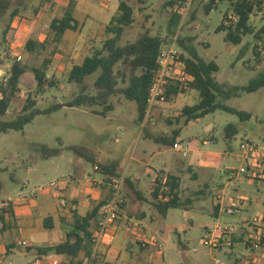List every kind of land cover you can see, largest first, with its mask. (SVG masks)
Masks as SVG:
<instances>
[{
	"label": "rangeland",
	"instance_id": "obj_1",
	"mask_svg": "<svg viewBox=\"0 0 264 264\" xmlns=\"http://www.w3.org/2000/svg\"><path fill=\"white\" fill-rule=\"evenodd\" d=\"M13 1L10 10L0 20V86L4 87L14 62L24 65L25 71L20 77L17 93L10 97L6 112L0 115L4 119L14 118L22 112L28 100H33L35 107L44 109L54 103H66L78 93V85L67 80L68 71L85 55L99 49L112 35L106 27L118 12L121 0ZM72 1L75 4L72 13L74 26L66 29L56 41L50 23L53 18L63 16ZM124 1L132 9V21L124 28L119 40L121 44L134 40L144 31L160 36L166 34V22L174 9L171 0ZM235 1L192 0L183 9L185 15L176 32L178 36L191 37L197 52L205 60L215 61L218 66L215 78L226 86L246 85L264 71V38L263 35L258 37L264 24V12L260 8L264 0H250L255 4L248 20L251 32L242 35L240 43L227 42L225 32L216 31L222 21L225 26L236 21ZM13 9L15 15L10 16ZM28 39L35 42L30 52L25 47ZM46 58L50 60L46 69L48 81L40 89L32 69L41 66ZM96 74L85 77L86 93H94L92 83ZM177 91L166 102H156L141 123L136 102L116 93L108 99L112 109L106 110L103 105L62 106L35 115L20 130L0 133V210L7 206V203L2 205L7 199H13L17 194L26 196L29 203L42 195H52L55 190L49 188L50 182L67 180L70 175L76 179H88V182L100 179L102 173L93 167L95 159L103 163L117 162L119 173L115 176L124 174L125 179L139 177L140 181L135 185L143 190L154 170L166 169L164 162L167 165L173 162L172 168L159 171L161 181L157 195L162 197L163 193H168L166 175L172 174L179 178L180 199L190 198L192 202L188 208H169L165 216L153 204L146 203L147 216L140 221L148 236L156 239L157 245L149 252L150 262L145 264H233L238 251L246 250L243 244L236 243L231 249L225 242L222 245L219 238L218 246L211 248L203 243V237L206 236L205 227L231 226L236 231L241 225L240 218L244 214L240 209L233 214L223 210L214 214L212 205L218 195L222 196L226 207L231 198L240 193L238 191L248 187V180L243 176L233 180V172L240 166L241 140L264 143V86L230 98L217 97V101L249 113L246 119L221 109L197 119L187 117L182 112L183 107L196 103L199 94L190 88ZM227 124H233L237 129L231 136L225 135ZM147 131L156 137L177 134L174 140L187 146L186 156L174 151L171 144L154 141L148 137ZM43 144L59 149L60 154L42 159L40 146ZM69 145L82 146L94 160L79 156L68 148ZM43 186L47 188L41 189ZM123 192L125 201L128 195L135 198L126 182ZM145 194L146 199L153 198V191ZM54 201L58 204L60 198ZM24 239L29 241L27 237ZM134 247L138 250L137 243ZM37 260L33 252L17 253L11 264H36Z\"/></svg>",
	"mask_w": 264,
	"mask_h": 264
},
{
	"label": "trees",
	"instance_id": "obj_2",
	"mask_svg": "<svg viewBox=\"0 0 264 264\" xmlns=\"http://www.w3.org/2000/svg\"><path fill=\"white\" fill-rule=\"evenodd\" d=\"M187 0H171L174 4V9L171 12L165 26L166 34L160 36L151 34L148 31L140 33L134 40L121 44L119 42L124 28L132 21V9L126 1L121 0L118 4V12L110 19V24L106 29L112 35L105 39L99 49L94 50L91 54L84 56L80 63L74 64L68 71L67 80L73 82L79 87V91L66 103H54L47 108L39 109L34 106L33 100H28L22 112L18 113L14 118H0V133L8 130H20L25 124L30 122L33 117L40 113H49L62 106H83V105H103L104 109H111L112 106L108 103V99L116 94L121 93L126 99L133 100L137 105L138 119L141 120L145 115V102L147 97V88L151 77V69L154 67L156 57L158 55L161 43L172 34H175L179 29V24L182 18V9ZM21 2V0H18ZM14 4L13 0H0V20L10 10ZM74 1L70 2L65 9V14L60 18H53L50 23V30L53 34V39L59 41L66 29L74 26V17L72 15L74 9ZM255 4L250 0H237L233 3V10L237 16L233 24L225 26L222 21L216 28V31H224V40L233 44H238L241 41L242 35L251 32L248 24L249 16L253 11ZM15 15L14 9L10 11V16ZM5 31L3 32V34ZM258 37L264 38V24L258 31ZM178 45L182 50L180 58L184 62V69L192 75V80L189 82V88L195 89L199 94V100L193 105H186L182 112L187 117L198 118L202 115L212 112L215 109H221L229 112H235L240 119L249 117V113L236 110L228 105L217 101L218 96L230 98L237 96L240 92H252L259 87L264 86V71L257 76L251 78L246 85L226 86L219 82L214 73L218 70V66L213 60H205L198 52L192 42L191 37L178 36ZM35 42L28 39L25 47L28 52L32 51ZM50 64L48 58L44 59L41 66L32 69L34 78L38 88L42 89L46 79V69ZM25 71V66L19 62L12 64L10 75L3 86H0V115L6 112L10 97L15 95L19 89V82L22 73ZM94 72H97L93 80L92 86L95 89L93 94L86 93L85 77ZM172 93V89L169 90ZM102 113V112H101ZM237 131L233 124L225 126V135L231 136ZM156 137L150 136L154 141H162L166 144H172L174 137ZM69 149L76 154L84 157L86 160H92L82 146L69 145ZM41 155L43 158L56 155L59 152L57 148H50L47 145L40 146ZM117 162H109L103 164L104 170H107L110 175H116ZM111 178H109L110 181ZM126 181L128 178L125 179ZM169 188L168 193H163L167 196L165 200L157 199L158 186L155 188V201L152 202L157 211L165 216L166 211L173 207H183L191 204L190 198L180 199L178 194L179 178L174 175H168L165 180ZM131 185V184H130ZM3 211H9L4 208ZM94 212L85 216L73 215L71 226L72 230L67 234V239L50 247L38 248L39 253H47L53 250L56 254L66 255L69 258L68 264H82L90 255L92 247V218ZM3 216L1 215L0 218ZM95 219V218H94ZM96 225V223H95ZM94 225V227H95ZM94 229V228H93ZM84 253L83 259H77L78 253ZM85 259V260H84ZM234 264H239L234 261Z\"/></svg>",
	"mask_w": 264,
	"mask_h": 264
},
{
	"label": "crops",
	"instance_id": "obj_3",
	"mask_svg": "<svg viewBox=\"0 0 264 264\" xmlns=\"http://www.w3.org/2000/svg\"><path fill=\"white\" fill-rule=\"evenodd\" d=\"M142 121L143 119L139 120V123ZM147 133L149 134L148 137L153 136L148 131ZM170 146L172 148V144ZM60 152L59 150L58 154L53 156L59 155ZM53 156L43 158L41 155V158L46 160ZM91 158L93 159V156H91ZM107 163L109 162L103 163L98 159H95L93 162L94 169L102 173L100 179H93L88 182V179H76L70 175L65 184L64 204L60 201L56 204L54 201V199L58 197L55 189V193L52 195H42L36 201L30 203L26 196H21L20 194H17L13 199H7L8 201L2 204L4 205L7 203V206L1 207L0 210V216H3L0 218V264H11V259L14 258L17 253L26 255L30 252L34 253L35 259H45L47 264H68L69 258L66 255L56 254L53 250L47 253H39L37 249L40 247H50L65 241L67 239V234L72 230L71 222L74 214L85 216L94 212L95 219L92 218L91 226L93 230L97 220L99 206L108 194L107 183L109 182V178L114 177V175H110L109 172L102 167L103 164ZM172 165L173 162L168 165L164 162L166 169L162 167L158 170H154L153 177L144 185V190L135 185L136 182L140 181L139 177H134V179L127 177L128 180H125L126 185L133 190L135 198L128 195L127 200L119 212L113 240L109 245L100 248L101 255L97 264H145V262H150L149 252L151 250L154 251L155 246L148 245L142 248L138 244L133 228H131L132 230L129 228V223L135 222L141 224V218L147 216L148 210L146 203L152 204V202L155 201L154 191L157 186L159 187L161 181L158 177L159 171H167L172 168ZM117 168L116 166V173L118 172ZM167 176L168 175H166V177ZM239 178V176H234L233 180H238ZM246 183L248 187L238 191L240 193L231 198L230 204L226 206H231L234 202L235 207L243 212L244 215L240 218L241 225H239L238 230L223 235L221 233H225L222 231L225 226H216L213 229L205 227L206 236L203 237V239L211 235L217 236L221 238V242L223 241L222 245L225 242L231 249L237 245L236 243L243 244L246 250L238 251V256L234 261H238L239 264H264V245L259 250H253L250 245L246 243L244 238L245 232L251 229L246 221L255 215L259 218L258 227L264 233V182L248 180ZM149 184H153L152 187H148ZM154 184H156V186ZM148 191H153V198L146 199L148 197L145 193ZM157 198L159 200H165L167 196L161 197L157 195ZM31 203L33 204L31 205ZM6 207L9 211L4 212L3 209ZM188 207H190V205L183 206L182 208ZM133 208L135 209L132 210ZM224 208L222 196L216 195L212 205L213 213L219 214L221 210L224 211ZM150 220H153V218L150 217ZM143 228L145 229L144 226ZM145 231L148 235V231L146 229ZM117 232L119 233L117 234ZM25 237L29 238L27 239L29 241L26 242L24 239ZM21 241H24L25 244H20ZM135 243L138 245V250L134 247ZM83 258H85L84 253L80 251L77 255V259Z\"/></svg>",
	"mask_w": 264,
	"mask_h": 264
},
{
	"label": "built area",
	"instance_id": "obj_4",
	"mask_svg": "<svg viewBox=\"0 0 264 264\" xmlns=\"http://www.w3.org/2000/svg\"><path fill=\"white\" fill-rule=\"evenodd\" d=\"M191 2L192 0H187L183 9H186ZM260 8L262 12H264V1L260 4ZM183 9L181 20H183L185 15ZM177 39L178 33L169 36V39L164 40L159 47L155 65L151 69V77L147 88L144 119L149 116L156 102H166L169 96L177 94V90L181 92L182 89L185 90L189 88L192 75L187 73L184 69V62L180 58L182 50L178 45ZM170 89H172V93H169ZM172 148L182 156H186L188 151L187 146L183 145L178 140L172 143ZM238 156L240 166L234 169L233 174L237 177L243 176L249 181L257 180L264 182V143L249 139L241 140L239 143ZM124 183V174L111 177L110 181L107 183L108 194L99 206L96 225L92 232L91 252L82 264H97L101 255L100 248L112 242L118 215L125 203L123 192ZM65 184V179L56 180L49 184V188H53L57 191V195L62 204L65 203L63 197ZM46 188L43 186L41 189ZM224 211L228 214H233L238 211V208L231 205L225 207ZM258 221L259 218L257 215L252 216L246 221L251 229L245 232V241L249 243L253 250H259L264 245V233L259 229ZM129 228H133L138 244L141 247L145 248L148 245H157L156 239L152 236H148L140 223L131 222L129 223ZM233 230L234 228L231 226H225L222 229L225 233H231ZM218 242L219 237L213 235L203 239L204 244L212 247L218 246ZM20 244L24 245L25 242L21 241ZM36 264H47V262L43 258H38Z\"/></svg>",
	"mask_w": 264,
	"mask_h": 264
}]
</instances>
